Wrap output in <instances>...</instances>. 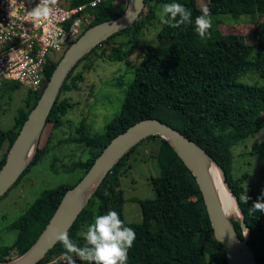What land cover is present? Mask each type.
Instances as JSON below:
<instances>
[{"label":"trees","instance_id":"trees-1","mask_svg":"<svg viewBox=\"0 0 264 264\" xmlns=\"http://www.w3.org/2000/svg\"><path fill=\"white\" fill-rule=\"evenodd\" d=\"M89 1L65 0L64 6L72 7ZM126 1L99 2L89 10L95 15L91 26L122 14ZM171 2L181 3L188 8L192 12V23L172 28L158 18L157 44L144 48L125 90L121 110L106 125L104 133L99 136L90 134L82 119L75 126V136L57 142V145L76 144L80 155L85 150L88 152L85 159L79 157L62 168L68 172L77 170L78 178L75 183H61L43 190L24 213L10 224V228L16 230V237L12 244L0 246V261L16 257L30 247L54 213L64 192L80 180L112 137L141 119L158 118L197 142L224 169L229 186L245 214L250 233L249 244L256 262L264 264V212L249 211L254 201L264 198V169L261 193L243 186L244 176L235 179L232 175V151L224 146L225 140L245 139L264 126V84L239 80L250 70L264 78V55L262 60L254 55V52L264 53V20L258 22L253 33L247 37L221 33L216 29L217 20L212 21L210 36L201 39L194 25L195 17L202 14L197 0H145V10L131 26L94 47L71 69L51 108L47 123H51L52 130L58 129L75 104L61 98V94L77 88L76 82L82 76L80 71L74 75L78 64L92 54L108 60L126 58L139 45L141 29L157 17V13H161L164 4ZM207 7L212 19L224 15L233 18L243 15L264 17V0H209ZM116 36L122 37V40L115 45ZM108 44L111 45L109 52L106 49L97 52ZM56 63L47 68L46 82ZM41 91L28 89L24 107L17 110L13 126L7 130L0 127V150L5 147L0 167ZM51 133L13 185L19 182L31 165L50 152ZM151 140L157 141L154 157L161 171L160 175L150 178L156 195L152 199L138 200L141 222L127 223L122 214L123 193L118 188L122 175L119 167L139 144ZM246 196L249 198L247 203L244 202ZM109 210L117 211L125 224L135 230L136 239L128 254L136 258V264H227L225 247L214 237L194 176L168 141L159 135L143 139L114 165L68 230L70 237L82 246L86 241L80 230L90 225L94 214H104ZM230 221L242 238L239 219L230 218ZM65 251L58 241L36 264H51L54 259L56 264H66L60 259ZM73 259L77 264H87L78 257L73 256Z\"/></svg>","mask_w":264,"mask_h":264},{"label":"rangeland","instance_id":"rangeland-1","mask_svg":"<svg viewBox=\"0 0 264 264\" xmlns=\"http://www.w3.org/2000/svg\"><path fill=\"white\" fill-rule=\"evenodd\" d=\"M208 1L197 0V3L203 9L207 7ZM57 2L65 5V0H57ZM158 15L159 13L141 29L138 36L139 45L132 49L126 58L117 59L115 57V60H108L92 54L75 68L74 75L78 71L82 74L76 82L77 88L65 90L61 94V98H67L75 104L67 112L58 129L52 130L51 123L45 125L39 141V146H43L49 133L52 132L50 152L41 161L31 165L19 182L12 185L0 199V246L12 244L16 237V230L10 228V224L24 213L43 190L53 188L61 183L76 182L77 170L68 172L62 168L79 157L85 159L88 152L85 150L80 155L79 146L76 144L61 143L57 145V142L63 138L75 136V126L82 119H84L90 134L99 136L104 133L106 125L121 110L125 90L133 78L134 66L139 64L144 48L147 45L157 44L156 34L160 27ZM216 20V29L219 32L241 34L247 37L253 33L257 23L263 21L264 17L243 15L233 18L231 15H224L212 19V21ZM121 40L122 37L116 36L115 45ZM110 44L103 45L97 52L102 49L109 52ZM262 54L264 55L262 52L261 54L254 52L255 57L260 60L263 59ZM239 80L246 83L264 84V78L259 77L251 70ZM4 83V87L0 90V127L7 130L13 126L17 110L24 107L28 89L14 81L8 80ZM224 146H228L232 151L233 177L237 179L244 176L242 185L261 193L264 169V126L245 139H227ZM157 148V141H145L139 144L119 167L122 175L119 178L118 188L123 193L122 214L127 223L141 222V206L138 200L152 199L156 195L150 178L161 173L154 157ZM4 149L5 147L0 150V159ZM227 215L229 218L239 219L236 207ZM87 228L88 225H85L80 233L85 234ZM127 264H136V258L128 254Z\"/></svg>","mask_w":264,"mask_h":264},{"label":"water","instance_id":"water-1","mask_svg":"<svg viewBox=\"0 0 264 264\" xmlns=\"http://www.w3.org/2000/svg\"><path fill=\"white\" fill-rule=\"evenodd\" d=\"M145 8V0H127L124 12L90 27L73 41L57 61L35 105L29 111L0 167V198L17 181L34 158L47 118L63 82L76 63L111 35L131 26ZM159 135L168 141L194 176L206 207L214 237L225 247L227 264H257L249 244V228L237 196L233 193L224 169L197 142L158 118H144L116 134L96 156L90 168L62 195L54 213L30 247L22 254L1 260L0 264H36L57 242V235L69 230L88 204L108 172L136 144L148 136ZM215 166L239 210L242 238L223 211L211 168Z\"/></svg>","mask_w":264,"mask_h":264},{"label":"built area","instance_id":"built-area-1","mask_svg":"<svg viewBox=\"0 0 264 264\" xmlns=\"http://www.w3.org/2000/svg\"><path fill=\"white\" fill-rule=\"evenodd\" d=\"M102 0L68 7L57 2L49 21L34 24L30 11L39 0H0V87L14 81L32 92L46 84L47 68L59 60L95 17Z\"/></svg>","mask_w":264,"mask_h":264},{"label":"clouds","instance_id":"clouds-1","mask_svg":"<svg viewBox=\"0 0 264 264\" xmlns=\"http://www.w3.org/2000/svg\"><path fill=\"white\" fill-rule=\"evenodd\" d=\"M57 0H39L35 7L28 11L29 20L34 24L49 21L55 14L54 6ZM192 12L178 2L163 5L159 18L163 24L178 28L183 24L192 23ZM212 18L207 7L202 14L195 17V32L204 39L210 36ZM249 198L246 196L244 202ZM250 212H264V198H258L249 208ZM239 215V210H237ZM136 239L135 230L125 224L115 210L104 214H94L93 221L84 234L82 246L74 241L67 230L57 235V240L66 250L60 257L66 264H77L73 256L87 264H127L128 250ZM51 264H56L55 259Z\"/></svg>","mask_w":264,"mask_h":264},{"label":"bare ground","instance_id":"bare-ground-1","mask_svg":"<svg viewBox=\"0 0 264 264\" xmlns=\"http://www.w3.org/2000/svg\"><path fill=\"white\" fill-rule=\"evenodd\" d=\"M211 174L223 211L225 212V214H230L235 210V199L233 198L231 193L226 190L220 177L219 171L215 166L211 168Z\"/></svg>","mask_w":264,"mask_h":264}]
</instances>
